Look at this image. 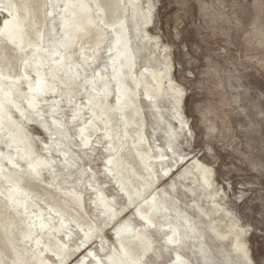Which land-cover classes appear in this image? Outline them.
I'll return each instance as SVG.
<instances>
[{"label":"rangeland","instance_id":"obj_1","mask_svg":"<svg viewBox=\"0 0 264 264\" xmlns=\"http://www.w3.org/2000/svg\"><path fill=\"white\" fill-rule=\"evenodd\" d=\"M134 1L122 0V3L125 5L123 28L129 41L128 48L135 50L136 69L140 70L144 65L154 64V66L163 67L164 65L158 62V59L165 60L169 66L166 67V71H169L167 72L169 79L181 90V111L186 121L182 127L177 123L173 115L174 111H170L173 99L170 100L167 97L159 104L168 123L164 119L160 120L159 112L157 113L148 98L145 99V94H142L140 100L145 112V130L152 142L155 138H158L161 144H166L167 140H173L174 146H177H175L177 152L184 154L186 159L162 178L157 183L156 189L144 186L134 196L128 198L122 192L117 194V185L106 171L107 166L104 163L108 162L106 158L109 153L105 151L102 144L106 143L107 138L105 134L99 135L98 139L101 142L95 155H91V159L85 153L79 152L83 155L85 162H90L89 160L95 162L92 165L100 172L98 179L106 182L107 193L117 195L118 215L113 219H104L105 216L100 215L99 205L95 203L96 194L88 190L89 195L86 197L88 215L92 218L93 215L100 216L96 228L87 238L83 233L84 228L73 226L74 234L69 241L70 250H67L61 259L46 251L42 244L41 249L45 252V259L58 264H82L86 257V261L90 264H108V257L110 254L112 256L113 250H121L119 234L125 227L129 230L146 231L148 229L149 233L153 234L156 249L144 254L141 264H170V261L174 263L176 261L173 260L174 253L166 243L163 233L152 225L140 227L139 223L142 220L138 217L137 210L140 206H145V201L150 202L154 191L159 190L162 195H164L163 189L172 192L171 184L174 179L192 185L189 183L191 176L185 181L183 178L180 179L179 174L199 161L212 169L213 190L219 192L218 200L223 201V205L230 210L232 220H235L239 226L237 231H240V228L243 230L242 238L247 244L251 259L241 263L264 264V0H138L137 3ZM40 4L42 12L40 16L43 19V29L47 37L45 43L37 51L45 63L50 61L46 52L51 54L54 52L53 44L62 40V37L68 33H74L72 28L64 30L63 19L68 16V11L72 12L70 17L75 23H82L83 27H91L89 31L99 25L104 29V34L96 40V46L92 49L88 47L93 54L92 62L83 60L82 52L79 50L84 52V48L80 46V48H75L76 60L81 67L73 69L76 70L77 75L74 80L69 78L68 81H64L65 88L80 92L75 96L76 102L83 104L87 101L88 95L85 93L87 89L101 86V78H98V75L102 72L104 74L105 70L108 73L116 71L119 33L113 26L103 23L102 8L97 0H82L81 2L80 0H40ZM33 5L37 6L36 3ZM133 5L138 7L137 11L134 10ZM14 8L13 0H0V39L5 33L13 41L14 51L19 54L21 45L16 39L17 36L11 33L13 31L10 27L20 23L19 16L15 17L12 13L15 11ZM149 8L152 9L151 17L139 24L140 11L145 12ZM86 15H89L90 24H86L88 22ZM11 21L13 23H10ZM144 25L150 35V40H142L143 31L141 29ZM81 39L82 37H79L77 41ZM42 49L44 50L41 51ZM156 62L160 64L156 65ZM22 63L24 62H19V70L24 74ZM26 70L27 76L24 75L26 78L23 79L24 82L20 89L28 92L29 87L33 88L35 84L41 82L43 77L45 79L50 77L49 70L51 69L47 70L46 64L45 68H39L35 63H31ZM91 75H97V77H91ZM102 81L109 90L115 92L111 75L104 77ZM56 96L59 100L62 99L61 103L65 105L64 111L59 112L63 124L53 125V118L49 112L51 106L45 105L44 101L46 113L40 118L33 115L31 119H28L21 112L20 106L14 105V109H11L10 116L6 119L10 121V127L17 135L25 133L24 137L27 136L30 155L33 158L43 153L47 155V150L50 149L57 160L61 161L62 157L58 151H55V148H59L57 145H60V148L66 145L62 140L64 136L70 135L78 138L77 130L84 125V122L91 120L89 109L81 107L74 113L71 104L65 100L67 95L57 94ZM51 98L52 95L48 97V99ZM109 99L112 103L116 102L114 94ZM113 113L111 115L115 121L119 115ZM74 116L78 117L75 122L72 121ZM44 118L46 125L49 121L47 126L41 122ZM66 121L69 123L65 124ZM21 122L26 123V126L18 127L17 124ZM169 123L176 125L178 129L175 128V130L180 129L179 132L183 134L178 132L174 136ZM17 137L18 139L23 138V136ZM7 141V139L6 141L0 140V151L9 150ZM59 141L61 142L58 144ZM10 146L14 152L18 149L17 145ZM71 148L72 152H76L72 145ZM75 160L81 164L79 159ZM22 161L25 166L28 165V160ZM3 162L13 169L14 165L10 160L4 159ZM56 164L57 168L65 173L69 169L65 170L60 162ZM75 169H71L74 176L89 185L87 182L91 174L84 172L82 168ZM12 172L15 173L14 170ZM43 175L48 179L49 186L56 188L51 172L45 171ZM1 176L4 175L1 174ZM5 181L7 182V179ZM180 185L179 183L177 185L179 195L183 199L193 198L192 194ZM27 192L41 206L46 207V204L34 196L30 190ZM190 210L200 215L197 209ZM27 212L28 214L34 213L31 208H28ZM200 216L205 219L203 215ZM226 221H228L227 218ZM99 233H101L100 240L105 248L98 241L96 235ZM208 235V241L213 250L214 264H237L239 262L236 253L231 250L230 239L226 241L221 239V241L212 233ZM57 236L60 240L67 239L65 232ZM35 237L33 236L30 245L35 241ZM45 242L47 241L44 240L42 243ZM80 245L82 247L74 251ZM188 252L193 264L208 263L200 251L190 250Z\"/></svg>","mask_w":264,"mask_h":264},{"label":"bare ground","instance_id":"obj_2","mask_svg":"<svg viewBox=\"0 0 264 264\" xmlns=\"http://www.w3.org/2000/svg\"><path fill=\"white\" fill-rule=\"evenodd\" d=\"M13 1L15 11L12 13L15 14V17L19 16L20 23L10 27L13 31L11 33L17 36L16 39L21 45V52L17 54L14 51V43L5 33L1 35L0 39V140L6 141L7 139L6 144L9 148L8 151H0V264H58L45 259L46 255L41 246L44 245L46 251L61 259L67 250H70L69 241L74 234L73 226L84 228L83 233L88 238L90 232L96 228L97 222L100 221V216L93 215L92 218L88 215L86 200L89 195L88 190L96 194L95 203L99 205L100 215L105 216L104 219H113L118 215L117 195L107 193L106 182L98 179L100 172L94 169L95 162L93 163V160L85 162L81 152L91 159V155H95L101 142L98 136L105 134L107 141L102 144V147L109 154L106 158L108 162L104 164L107 166L106 171L117 185V194L122 192L130 198L144 186L156 189L157 183L181 161L184 162L186 156L177 152L173 140L166 139V144L159 143L158 138L151 141L145 130L146 120L144 107L140 100L141 95L145 94V99L148 98L157 113L159 112L160 120H165V118L159 102L165 97L173 99L170 111H174L173 115L182 127L186 124L181 111L182 93L179 87L169 79L170 76L168 77L167 74L169 71H166L169 66L165 60L161 61L156 57L158 62L164 65L163 67L154 66V64L144 65L140 70L136 69L135 50L128 48L129 41L123 28L125 5L122 0H97L102 8L103 23L113 26L119 33L116 71L108 73L105 70L104 74L102 72L98 75V78H101V86L87 89L85 92L88 95L87 101L78 104L75 96L80 92L65 88L64 81H68L69 78L74 80L77 75L76 70L73 69L81 67L76 60V47L84 48V52L79 50L82 52L83 60L92 62L93 54L90 49L88 50V47L92 49L93 46H96V40L104 34L103 27L99 25L89 31L91 27H83L82 23H75L74 19L70 17L72 12L68 11V16L63 19L64 30L72 28L74 33H68L62 37V40L53 44L54 52L52 54L46 52L50 61L45 63L37 51L45 43L47 37L43 29L44 22L40 16L42 13L39 6L40 0ZM134 2L137 3L138 0ZM33 3H36L38 9ZM133 7L135 11L138 10L137 6L133 5ZM151 10L149 8L145 12L140 11L139 24L151 17ZM88 16L86 15V19H88L86 24H90ZM141 30L143 31H141L143 33L142 40H150L145 25ZM79 37L82 39L77 41ZM20 61L24 62L22 63L24 74L19 70ZM153 61L151 62L154 63ZM31 63H35L39 68H45L46 64L47 70L51 69L49 70L50 77L47 79L43 77L40 83L35 84L33 88L29 87L30 90L26 92L21 90L20 86L23 85V79L27 76L26 67L31 66ZM160 63L156 62V65ZM109 75L114 80L115 92L109 90L104 85L105 82L102 81ZM93 76L95 75H91V77ZM57 94L67 95L65 100L71 104L74 113L81 107L89 109L91 120L84 122V125L77 130L78 138L67 135L62 139L66 145L64 144L65 146H61V148L60 145H57L59 148H55V151H58L62 157L61 161L57 160L50 149L47 150V155L43 153L41 156L33 158L30 155L27 136L24 137L25 133L17 135L10 127V121L6 119L10 116L14 105H19L21 112L28 119H31L33 115L42 117L46 113L44 106L49 105L51 106L49 112L53 118V125L63 124L59 112L64 111L65 105L61 103L62 99L57 98ZM112 94L116 99L114 103L109 99ZM48 95H52V98L48 99ZM43 101L46 102L45 105ZM113 112L119 115L115 119L116 123L111 115ZM166 114L168 115V113ZM45 118L44 121L41 120L43 125H46ZM77 118L74 116L72 121L75 122ZM66 123L68 124L69 121ZM115 124L116 126H114ZM17 125L24 127L26 123L21 122ZM168 125L172 134L176 136L180 129L177 131L176 125L173 126L171 123ZM175 128L177 129L175 130ZM180 133L182 132L180 131ZM17 136H23V138L18 139ZM23 139L24 141H22ZM10 145H17L18 149L14 152L10 149ZM71 145L74 147L73 149H76V152H72ZM89 153L91 154L89 155ZM4 159L11 161L14 165L13 169L7 167L3 162ZM75 159H79L81 164L77 163ZM22 160H28V165L25 166ZM59 162L63 164L65 170L69 168L66 173L57 168L56 163ZM73 168H76L75 170L82 168L84 172L91 174L90 180L87 182L89 185L74 176V172L71 170ZM45 171L51 172L53 184L57 189L49 186L48 179L43 175ZM179 175L180 179L183 178L185 181L191 176V181L188 180V182L193 186L185 184L182 180L178 182L174 179L171 184L172 192L163 189L164 195H162L159 190L154 191L150 202L145 201V206H140L137 210L138 217L142 220L139 223L140 227L152 225L163 233L166 243L174 253L173 260H176L174 263L170 261V264H193L188 256L190 250L200 251L208 261L207 264H214L213 250L208 241L209 233L223 241L231 240V250L239 258L237 264L249 261L251 257L247 244L242 238V228L237 231L239 226L235 220H232L230 210L223 205L222 200V202L218 200L219 192L213 190L212 169L197 161ZM178 183L179 185L181 183L193 198L183 199L177 191ZM26 190H30L34 196L41 199L46 207L41 206ZM28 208H31L34 213L28 214ZM190 209H197L206 220L199 214L192 213ZM146 231L129 230L124 227L119 234L121 250H113L112 256L110 254L108 257V264H141L144 254L156 249L153 234H150L148 229ZM61 232H65L66 240L62 239V241L57 236V234L60 236ZM100 235L101 233L96 235L99 242H101ZM33 236H36V239L30 245ZM44 240L47 242L42 243ZM101 244L105 248L103 242ZM81 247V245L78 246L74 251ZM82 264L90 263L86 261L85 257Z\"/></svg>","mask_w":264,"mask_h":264}]
</instances>
